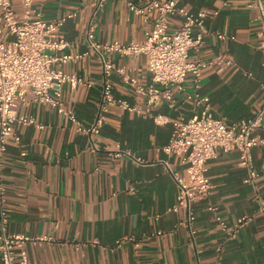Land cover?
Wrapping results in <instances>:
<instances>
[{"label":"crops","instance_id":"crops-1","mask_svg":"<svg viewBox=\"0 0 264 264\" xmlns=\"http://www.w3.org/2000/svg\"><path fill=\"white\" fill-rule=\"evenodd\" d=\"M133 1L145 4L150 0ZM249 1L180 0L192 12L219 11L206 20L204 43L192 55L208 62L202 69L200 91L210 97L215 115L229 122L252 118L264 103L260 21ZM13 4L21 16L23 0H13ZM32 6L35 14L48 20L76 12L52 37L68 41L61 53L88 54L55 66L88 81V85L63 88L65 106L88 125L95 117L103 82L100 59L87 39L90 25L95 26V39L101 43L142 41L154 27L155 14L146 19L132 11L127 0H108L98 9L94 0H32ZM180 24L179 16L170 18L171 31ZM220 32L235 38L221 39ZM220 54L234 59L236 65L221 68L209 63ZM107 57L141 83L151 81L144 56L110 51ZM112 80L117 98L145 109V98L119 74L114 73ZM185 86L194 90L191 75ZM26 98V102L19 101L17 111L33 117L37 124L17 126L21 142L11 138L2 174L11 231L51 237L41 244H27L29 264H218L220 243L224 252L219 264H264V215L256 201L257 193L264 195L263 145L253 148L259 172L255 184L246 182L248 172L239 164L238 149L219 150L209 160L213 190L193 203L196 218L190 227L181 223L182 212L171 210L179 187L167 163L181 173L185 167L163 146L171 137V120L191 117L200 112V106L184 102L182 93L178 110L163 102L153 115L110 103L102 132L95 137L99 147L94 149L92 139L64 114L36 101L31 93ZM255 133L264 138V127ZM118 145L124 151L120 155ZM211 204L216 212L209 209ZM216 215L230 225L250 218L236 238L224 240ZM191 228L196 231L193 236Z\"/></svg>","mask_w":264,"mask_h":264},{"label":"built area","instance_id":"built-area-1","mask_svg":"<svg viewBox=\"0 0 264 264\" xmlns=\"http://www.w3.org/2000/svg\"><path fill=\"white\" fill-rule=\"evenodd\" d=\"M108 0H94V5L101 8ZM132 11L143 15L146 19L155 14L154 27L147 32L142 41L122 43L120 41L101 43L95 39V26L90 25L87 39L96 51L102 66V92L93 121L84 125L75 112L65 106L63 88L70 84L72 88L88 85V81L77 74L68 73L56 64H65L83 58V54L61 53L59 50L69 43L66 38L52 37L65 22L76 12H70L55 19L48 20L41 13H34L32 0H23L24 10L21 16L14 8L13 0H0V253L2 264H29L26 246L28 243L41 244L51 239L48 235H28L13 232L10 229V215L7 206V187L2 174L4 159L11 138L21 142L18 125L37 124L33 117L19 114V101H27L26 95L31 93L36 101L48 104L66 118L75 123L78 129L86 133L93 141L94 149H98L95 137L102 132L105 113L110 103L138 113L153 115L156 106L166 102L174 110L180 107L178 94H183L184 102H193L201 107L200 112L191 117L180 115L171 120L173 130L169 142L163 150L179 158L185 167V173L175 171L169 163L168 170L178 184L177 200L171 210L182 212L181 223L190 227L196 215L193 203L208 197L213 190V184L208 176V162L216 157L219 150L228 152L236 148L240 152V166L244 167L248 176L246 182L255 184L259 176L253 159V148L264 146V138L255 132L264 127V103L252 118L243 122H229L226 117L217 116L208 95L201 89L202 69L208 63L199 59L193 52L202 47L208 31L206 20L219 13L218 10H200L192 12L180 3V0H150L138 4L127 0ZM248 6L255 9L260 21L259 43L264 53V0H250ZM177 15L181 24L176 31L170 30V18ZM8 36L5 37L4 33ZM219 38H235L233 35L218 33ZM110 51L124 55L144 56L151 73L148 84L141 83L128 72L124 66H119L107 57ZM209 63L219 64L221 68L236 65L234 59L220 54ZM264 67V59H263ZM120 75L123 82L134 89L146 100L145 109L134 105L128 100L117 98L114 93L112 76ZM249 74V73H248ZM193 77V91L185 86L187 77ZM264 93V80L262 82ZM41 126V125H39ZM117 155L124 151L117 146ZM26 151L21 153L22 156ZM259 211L264 215V195L257 193ZM209 209L216 212L217 207L210 205ZM250 217H242L235 225H230L222 217L216 219L224 232V240L234 239L240 228ZM195 229L191 228L192 236ZM217 263L224 252L223 243L217 248Z\"/></svg>","mask_w":264,"mask_h":264}]
</instances>
